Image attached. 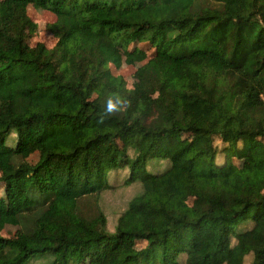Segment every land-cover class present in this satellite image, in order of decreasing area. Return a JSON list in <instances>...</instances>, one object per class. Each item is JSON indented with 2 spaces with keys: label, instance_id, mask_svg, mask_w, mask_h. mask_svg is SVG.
<instances>
[{
  "label": "trees",
  "instance_id": "1",
  "mask_svg": "<svg viewBox=\"0 0 264 264\" xmlns=\"http://www.w3.org/2000/svg\"><path fill=\"white\" fill-rule=\"evenodd\" d=\"M136 44L130 82L110 62ZM263 146L264 0H0V264H264ZM122 170L141 191L111 227Z\"/></svg>",
  "mask_w": 264,
  "mask_h": 264
},
{
  "label": "rangeland",
  "instance_id": "2",
  "mask_svg": "<svg viewBox=\"0 0 264 264\" xmlns=\"http://www.w3.org/2000/svg\"><path fill=\"white\" fill-rule=\"evenodd\" d=\"M29 16L31 18V28L26 33V40L30 45H36L38 42L45 43L48 48L54 47L57 43L58 35L55 32L56 17L45 10H42L34 5L28 7ZM130 52L138 51L137 54L128 55L123 51H119L111 60L110 67L114 74L124 76L128 81L133 82V74L135 70L147 62L154 54V49L148 44H136L131 45L128 49ZM129 139V138H127ZM189 142V137H179L176 139V144L179 147L184 148ZM10 143V142H9ZM260 152L264 153V146ZM169 162V161H168ZM171 163L166 165L163 162H153L149 166L151 173L157 174L164 172ZM128 172L126 170L115 173L112 180V189L105 192L102 197V207L109 218V224L114 227L117 218L127 208L129 201L141 191V187L138 183H134L130 186L123 185L126 180ZM264 189V178L257 180L251 185L248 190L254 192L255 190ZM191 193L187 194V199L191 201ZM2 191L0 190V202L2 201ZM1 212V206H0ZM2 221L4 223L5 233L9 232L11 235L19 233V225L12 218L6 216L1 212ZM144 245L142 243L129 245L126 248L128 251H138ZM252 256L246 258L245 264L252 263ZM31 264H46L43 259H36ZM86 264H100L87 262Z\"/></svg>",
  "mask_w": 264,
  "mask_h": 264
}]
</instances>
